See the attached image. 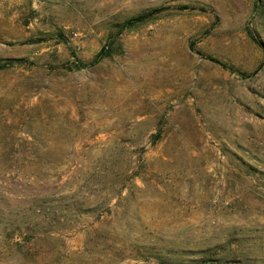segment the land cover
Returning a JSON list of instances; mask_svg holds the SVG:
<instances>
[{"label":"rangeland","instance_id":"374dc122","mask_svg":"<svg viewBox=\"0 0 264 264\" xmlns=\"http://www.w3.org/2000/svg\"><path fill=\"white\" fill-rule=\"evenodd\" d=\"M0 264H264V0H0Z\"/></svg>","mask_w":264,"mask_h":264},{"label":"trees","instance_id":"16d2710c","mask_svg":"<svg viewBox=\"0 0 264 264\" xmlns=\"http://www.w3.org/2000/svg\"><path fill=\"white\" fill-rule=\"evenodd\" d=\"M154 12H156V11H155V10H151V11L145 13V14H142V15H139V16H137V17H135V18L130 19L127 23H131L132 21H135V20H136V21L143 20V18L149 16L150 14H152V13H154Z\"/></svg>","mask_w":264,"mask_h":264}]
</instances>
